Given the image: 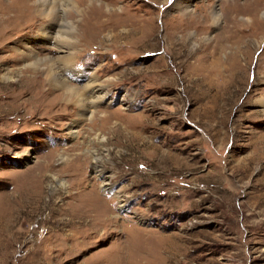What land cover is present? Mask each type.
I'll list each match as a JSON object with an SVG mask.
<instances>
[{
  "label": "rangeland",
  "instance_id": "1",
  "mask_svg": "<svg viewBox=\"0 0 264 264\" xmlns=\"http://www.w3.org/2000/svg\"><path fill=\"white\" fill-rule=\"evenodd\" d=\"M89 1L48 10L92 122L39 83L47 8L0 2V264H264L263 0Z\"/></svg>",
  "mask_w": 264,
  "mask_h": 264
},
{
  "label": "bare ground",
  "instance_id": "2",
  "mask_svg": "<svg viewBox=\"0 0 264 264\" xmlns=\"http://www.w3.org/2000/svg\"><path fill=\"white\" fill-rule=\"evenodd\" d=\"M21 1L22 2L20 3L19 8L21 9V8L25 7L27 9V11H30L31 6L28 5L30 0H21ZM80 1H84V0H80ZM226 1L227 0H224V3H226ZM247 1L251 2L252 0H247ZM259 1H261V0H259ZM0 2H1V0H0ZM89 2H90V6L88 8H92L93 9V6H94L93 4L94 3L91 0ZM181 2H179V4ZM263 2H264V0L261 1L259 5L256 2V4L254 5V8H252V13L250 11L251 15L256 16L258 13L262 12L261 15L264 16L263 11L260 10V9H262ZM25 3L27 5H25ZM38 3H39V5L41 6L42 9L47 8V10L45 11L46 13L43 10H41L39 12V17H44V19H49V21H50L49 25L46 26L44 31H42L40 33V37H44L49 42L52 41L56 45L57 51L61 55L69 54V55L64 56V57H59V61H61V62H54L49 68V76L46 77V79L43 82L39 81V83H41V85H44V83L49 84L50 87L45 93L46 96H48L50 93L57 92V91H59L61 89L63 93L58 95V98L59 99L62 98L64 104H66L67 106H68V104L69 105H73L74 103H77L78 106L81 108V110L83 112L82 115H80V116L83 117V118L84 117H89V121L92 122L97 114L103 113V112L97 111L95 109H96V105H98L99 102H103L106 99L107 94H108V92L105 91L106 87L103 84L98 83V79L97 78H92L89 81V83L87 84V86H85L84 88L81 89V88H79L77 86L71 85L69 83V80H68L69 78L66 79L65 77H63V73L64 72H65V74L67 72V76H70V75L73 74V72L75 70L73 68L72 69L71 68L67 69L68 66L69 67L71 66V64H72L71 62L75 59V56H74V54L69 53L70 52V48H69L68 45H66V43L68 42L67 37L69 35L68 29L67 30L65 29L67 27V23L64 20H62L61 17H59V16L64 15V11L61 10L59 12L58 9L55 10V11L48 10V6L50 4V0H38ZM238 3H239L238 0H234L233 1V8H235V6H237ZM179 4H177V5H179ZM249 4L251 6L253 3L252 4L249 3ZM249 4H247V5H249ZM74 9H76V7ZM88 11H91V10L88 9ZM187 11L188 10H185L184 12L187 13ZM235 11H238V10L236 9ZM247 13H249L248 10H247ZM113 14L114 13H112V15ZM25 15L28 16V13H26ZM115 16L117 17V14ZM115 16H114V20H111V24H112L111 27L107 24V27L105 25L106 28H113V27L114 28H118V21L116 20ZM213 16H214L215 21L217 22L216 24H218L219 20L221 19V15L218 14V13H214ZM234 21L235 20H233V22ZM233 22H232V24H233ZM236 24H237V22H236ZM8 34H9V30H7V32L5 34H3V40H7L8 39ZM219 38H220V36H219ZM211 47H213V46H211ZM236 47H237V43H233V49H236ZM218 48H219V45H218ZM55 64H57V65H55ZM76 77L79 78L80 76L77 75ZM35 89L36 88H32L31 91H35ZM262 102H264V99L262 100ZM38 103L39 102H35L34 105H36V104L39 105ZM77 123H78V120L74 121V123L71 124V128H70L71 129L70 130V134L71 135L75 133L74 127H75V125ZM106 185H108V184L104 183L101 186L102 189L104 191H106V192H110L112 188H108ZM28 189H29V187H28ZM111 193H113V192H111ZM125 206L126 205L123 204V205L119 206V209H123Z\"/></svg>",
  "mask_w": 264,
  "mask_h": 264
}]
</instances>
